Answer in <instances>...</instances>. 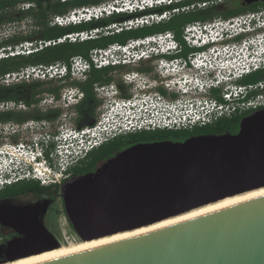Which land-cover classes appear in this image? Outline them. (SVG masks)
Instances as JSON below:
<instances>
[{
	"label": "water",
	"instance_id": "obj_1",
	"mask_svg": "<svg viewBox=\"0 0 264 264\" xmlns=\"http://www.w3.org/2000/svg\"><path fill=\"white\" fill-rule=\"evenodd\" d=\"M258 2L264 4L243 0ZM261 188L264 109L242 117L235 133L124 146L66 181L62 194L76 236L90 242ZM35 237L8 248L32 244ZM37 264H264V195Z\"/></svg>",
	"mask_w": 264,
	"mask_h": 264
},
{
	"label": "flooded vegetation",
	"instance_id": "obj_2",
	"mask_svg": "<svg viewBox=\"0 0 264 264\" xmlns=\"http://www.w3.org/2000/svg\"><path fill=\"white\" fill-rule=\"evenodd\" d=\"M238 5L242 8H251L253 4L247 5L240 0ZM229 6L232 9H212V11L211 9H193L176 12V9L159 8L115 14L106 19L101 26L92 25L90 29L106 28L109 32H113L111 26L116 25L122 31H128L124 27L130 22L135 23L152 13L159 15L165 13L166 20L158 24L164 29L162 32L144 36H141L142 33L136 36L130 35L126 36L124 44L119 42L113 44L125 45L129 40L169 32L172 37L166 38V49H170L171 52L168 55L140 56L138 59L133 54L119 53L111 56L101 55L95 60H91L88 55L80 56L81 61L88 65L87 69L67 75L56 71L52 81H44L50 82V85L36 86L33 83L37 81L21 80L16 85L4 86L7 96L0 101V157H3L6 164L3 165L4 170L12 174L0 176L3 180L0 185V264L10 263L29 255L51 252L56 247L67 243L73 236L81 241L68 222L62 192L66 181L92 171L93 168L81 173H73V167L78 165L85 156L65 168L59 180H54L55 176L52 175V166L55 167L52 160L53 153H58L59 147L65 150L76 131L92 126L137 123L140 116L148 109L144 100L156 94L166 95V86H173L184 75V73L174 75L166 72L160 75L158 70L162 61L170 63L172 60L186 58L190 54L206 52L210 48L227 47L229 53L224 57L232 63H239L238 54L245 44L264 43V29H260L224 39L204 48L187 47L184 40V28L187 24L217 18L224 19L232 11L237 10L233 9L235 8L233 4ZM199 10H209V13L206 12L204 16L205 20H192L194 18L192 15ZM250 10L241 9L244 13H250ZM129 31H136V29ZM21 38L22 42L40 40L32 32ZM170 40H173L176 49L169 43ZM73 57L75 56L70 57L65 63H56L71 67ZM257 78L256 83L264 81V73ZM198 79L202 81L204 77L199 75ZM256 83L241 86L248 87ZM233 85L240 84L223 82L218 90L214 89L211 92L212 97L219 101V94L230 91V86ZM171 90L173 93L177 92L176 88ZM236 114L241 113L236 112L234 115ZM36 148L43 150L44 168L50 169V172L45 175L46 184L33 181L29 177L31 173L22 164L16 162V165H9L17 155L30 154ZM8 181H10L9 184ZM61 218L66 223V229L60 226ZM27 235L36 236L32 244H25L17 249L8 248L10 242L24 239Z\"/></svg>",
	"mask_w": 264,
	"mask_h": 264
},
{
	"label": "built area",
	"instance_id": "obj_3",
	"mask_svg": "<svg viewBox=\"0 0 264 264\" xmlns=\"http://www.w3.org/2000/svg\"><path fill=\"white\" fill-rule=\"evenodd\" d=\"M65 1L69 0H61V2ZM161 2L169 4L170 0H105L96 5L78 7L65 14L51 16L49 25L67 27L86 24L107 19L115 14L163 8ZM206 4L202 2L200 5L204 6ZM21 5L18 7L20 10L29 9L23 8ZM172 9H176V12L178 10H193L178 7H173ZM164 20H166L165 13L161 15L152 13L135 23H128L124 28L132 30L149 27L158 25ZM111 27L113 32H109V29L106 28H93L86 31L68 33L49 41H25L14 47V50L9 48L7 55H28L48 46L65 42L90 41L100 35L119 33L121 31L116 25ZM260 29H264V9L227 19L217 18L211 21H196L187 24L184 28V40L188 48H204L215 45L224 39L238 37ZM171 37L169 32L158 33L129 40L125 45L112 44L105 48H95L89 51L88 57L91 60H95L101 55L111 56L118 53L123 55L133 54L136 59L150 54L168 55L171 50L166 49V38ZM259 37H262V35H259ZM169 43L176 49L173 40H170ZM4 52L0 50V58L7 56ZM228 53L227 47L210 48L206 52L190 54L186 58L172 60L170 63L162 61L160 70H158L160 75H163L164 72L174 75H183L184 73L182 78L173 86H166V95L156 94L154 97L146 98L144 101L148 109L145 114L140 116V120L137 123L105 125L102 129L99 126L85 127L80 131H76L65 150H61V147L58 148L60 163L56 168L52 166V175L55 176L54 180H59L58 177L60 178L67 165L76 163L93 149L118 136L154 130H191L194 127L212 124L222 118H230L236 112L239 114L249 110L264 109V81L248 87L241 85L230 86V91L219 94L222 102L212 97L211 92L214 89L218 90V87L223 82L235 83L252 73L264 71V43L253 42L245 44L238 54L240 56L237 59L240 60L239 63H232L225 58L224 56L228 55ZM71 62L73 63L71 67L61 63L28 65L18 71L0 76V84L2 86H11L18 84L21 80L52 81L56 71L59 74L67 75L88 68V65L81 61L80 56L73 57ZM199 75L203 76L204 80H199ZM172 88H176L177 92L173 93ZM34 152L36 155H43L41 148H36ZM44 172L49 173L50 169L45 167L42 173ZM29 177L33 180L37 178L31 174ZM38 182L46 184L47 180L42 178ZM2 183L3 180L0 179V185ZM7 183L9 184L10 181Z\"/></svg>",
	"mask_w": 264,
	"mask_h": 264
},
{
	"label": "trees",
	"instance_id": "obj_4",
	"mask_svg": "<svg viewBox=\"0 0 264 264\" xmlns=\"http://www.w3.org/2000/svg\"><path fill=\"white\" fill-rule=\"evenodd\" d=\"M102 1L103 0H80L78 2L70 0L65 2H61V0H0V23L17 22L21 21L25 17L31 16L35 22V25L33 26L34 31H32V34L38 36V39L43 41L54 40L68 33L80 32L90 29L92 25L94 27L101 26L106 19L76 26L58 27L49 25V19L51 16L65 14L74 8L82 6L96 5L101 3ZM217 1L218 0H199V2H205L208 4L207 7L203 9H211V11L212 9H232L229 6L230 3H223L225 2V0H219V3H217ZM28 2L35 3L36 7L30 8V10L28 9V11H22L20 9H18L16 13L12 11L13 9L19 7L21 4ZM174 6L178 8L189 9V7H193L194 4L191 0L182 1ZM233 6H235V8L233 7V9L237 10L232 11L229 15L224 17V19L244 13L241 11V9H251V12L257 11L259 9H264V4H253L250 6L251 8H242L239 5ZM206 12L209 13V10L197 11V13L192 15L194 17L192 20H205L204 16L206 15ZM217 15H219V13H217ZM163 30L164 29L161 28L160 25H152L149 27L138 28L136 29V31L121 30L119 33L100 35L96 39L90 41L78 43L65 42L62 44L48 46L28 55L19 54L9 56L7 55V52L6 57L0 58V76L9 72L18 71L20 68L28 65H51L56 62L65 63L72 56L86 57L89 51L95 48H105L108 45L113 44L114 42L124 44L126 41V36H136L139 33H142L141 36H144L147 34L162 32ZM177 31H180L179 28L177 29ZM22 41V38L18 36L12 37L11 39H6L3 42H0V49L6 52V47H9L12 50L14 47L22 43ZM263 73L264 71L252 73L242 78L237 83L240 85L254 84L258 81L257 77ZM50 84V82L41 81L33 83V85L36 86H44ZM5 91V87L0 85V101L6 98L7 94ZM219 101L222 102L221 99ZM251 112L253 111H245L239 115H232L230 118L219 119L212 124L201 127H194L191 130H154L129 133L126 135L118 136L90 151L78 165L73 167V173H81L87 170H91L99 162L106 159L109 155L115 153L124 146H128L134 143L163 140L180 141L195 135L235 133L240 119Z\"/></svg>",
	"mask_w": 264,
	"mask_h": 264
},
{
	"label": "bare ground",
	"instance_id": "obj_5",
	"mask_svg": "<svg viewBox=\"0 0 264 264\" xmlns=\"http://www.w3.org/2000/svg\"><path fill=\"white\" fill-rule=\"evenodd\" d=\"M264 195V188L261 189H257L255 191H251L248 193H244L241 195H236L234 197L231 198H226L224 200L206 205L204 207H200L198 209L192 210L190 212L184 213L180 216L174 217V218H170L167 220H164L162 222L156 223L154 225H151L149 227H145V228H141L138 230H134V231H130V232H125V233H119L113 236H109V237H104L98 240H94V241H90V242H79L76 244H72V245H65V246H61L60 249L55 250V251H51V252H47L38 256H34V257H30L27 259H23V260H19L13 263H8V264H37V263H41V262H46V261H50L52 259H56L59 257H63L69 254H73L76 252H80L83 250H87L90 248H94V247H98L101 245H105L108 243H112L115 241H119L122 239H126L129 237H133L139 234H143L158 228H162L165 227L167 225H171L173 223H177L180 221H184L196 216H200L206 213H210L212 211H216L219 209H222L224 207H228L231 205H234L236 203L242 202V201H246L248 199H252L258 196Z\"/></svg>",
	"mask_w": 264,
	"mask_h": 264
},
{
	"label": "clouds",
	"instance_id": "obj_6",
	"mask_svg": "<svg viewBox=\"0 0 264 264\" xmlns=\"http://www.w3.org/2000/svg\"><path fill=\"white\" fill-rule=\"evenodd\" d=\"M182 1H191V0H170L169 4H166V2H161L162 7L165 9H171L173 7H176L174 5L182 2ZM194 5H200L202 2H199V0H192ZM23 8H35L36 5L35 3L28 2L24 3L21 5ZM35 25V22L31 16L25 17L22 21L20 22H12V23H0V41L5 40V39H11L14 37L17 32L19 31L20 27L23 26L25 28L28 27V25ZM19 164H22L24 167H26L29 172L31 173L32 176L37 177L35 181H39L43 177H45V173H42L45 163L43 162L42 156L36 155L35 152H32L31 154H22V155H17L16 156ZM14 159V158H13ZM53 164L55 165V168L58 166L60 163V156L58 153L54 152L52 156ZM70 166L67 165L66 168ZM10 171H5L3 175L6 176H11ZM33 180V179H32Z\"/></svg>",
	"mask_w": 264,
	"mask_h": 264
},
{
	"label": "rangeland",
	"instance_id": "obj_7",
	"mask_svg": "<svg viewBox=\"0 0 264 264\" xmlns=\"http://www.w3.org/2000/svg\"><path fill=\"white\" fill-rule=\"evenodd\" d=\"M239 1L240 0H225V2H223V3H230V5H238V3H239ZM217 3H219L218 1H217ZM232 3V4H231ZM207 5L208 4H206V5H204V6H202V5H194L193 7H189V9H203V8H205V7H207ZM211 5V4H210ZM18 7L16 8V9H13L12 11L13 12H17L18 11ZM22 21V20H21ZM17 22H20V21H17ZM32 31H34V28H33V25H28V27L27 28H25V27H23V26H21L20 27V29H19V31L17 32V34L14 36V37H16V36H18V37H21V36H23V35H25V34H29L30 32H32ZM6 40V39H5ZM4 40H2V41H0V42H3ZM0 50H2V49H0ZM6 52H4V54L6 55V53L8 52V50H9V47H6ZM12 50H14V49H12ZM3 53V52H2ZM1 85V84H0ZM92 127H94V126H92ZM99 128L100 129H102L103 128V126H99ZM16 160H17V158H14V159H12V162H10L9 163V165H16ZM10 161V160H9ZM3 165L5 166L6 164L4 163V160H3V157L1 156L0 157V169L1 168H3ZM43 172V171H42ZM4 173V168H3V171L2 172H0V176L2 175ZM45 173V175H47V173L48 172H44ZM43 179H45V180H47L45 177H43ZM58 179H59V177H58ZM59 223H60V226L63 228V229H66L67 227H66V223L64 222V220L61 218V220L59 221ZM79 242H81V241H79V240H77L76 239V237L75 236H73V237H70L69 239H68V242L67 243H65V244H63L62 246H67V245H72V244H76V243H79Z\"/></svg>",
	"mask_w": 264,
	"mask_h": 264
}]
</instances>
